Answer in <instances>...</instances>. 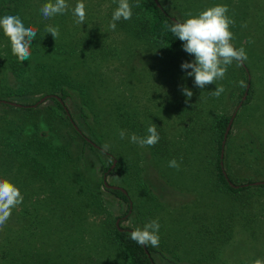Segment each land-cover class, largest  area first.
<instances>
[{"label": "rangeland", "instance_id": "1", "mask_svg": "<svg viewBox=\"0 0 264 264\" xmlns=\"http://www.w3.org/2000/svg\"><path fill=\"white\" fill-rule=\"evenodd\" d=\"M82 2L86 19L81 25L75 22L71 11L77 0H67L68 10L48 19L40 11L43 4L36 0L22 9L23 22L36 24L48 44L41 48L40 58L33 56L31 50L27 66L32 69L37 64L44 66L38 72L33 71L36 77L51 81L61 76L70 81L75 88L69 89L71 97L64 104L86 139L100 149L104 144L109 145L107 155L91 150L76 134L72 133V141H68L64 121L60 120V115L54 116L56 104L50 98L32 107L35 112L31 114L0 104V126L7 121L20 127L37 124L40 132L67 145L73 157L67 172H60L63 184L78 190L88 182L108 203L113 224L126 210L125 204L103 188V173L115 160L124 173L122 176L106 173L105 182L126 189L133 204V214L121 226L134 230L158 220L160 242L156 248L159 253L153 254L156 264H252L256 259L264 260V187L252 186L248 192H242L239 199L216 192L217 144L209 129L204 128L218 114L233 115L249 77L250 101L239 108L233 119L224 147L223 170L235 186L264 185V0H158L160 6L180 22L188 18L189 12L195 16L216 5L228 7L226 15L235 21L229 27L234 37L231 43L237 49H245L247 60L240 64L233 62L222 80L204 88L197 87L194 78L186 75L191 69H181L182 62H191L194 56L183 49L170 56H159V52L146 43L109 29L110 0ZM47 25L59 27L57 38L45 32ZM9 43L0 29V55ZM101 44L105 48L98 57L95 53ZM5 67L0 61V90L3 87L17 89L22 83ZM219 85H223L225 91L217 98L211 91ZM184 87L200 96L198 114L201 118L199 122L196 120L193 139L184 135L187 125L193 123L192 111L185 112L189 97L183 94ZM50 90L54 93L47 96H61L59 89L48 84L47 91ZM82 90L89 102L88 118L79 110ZM40 97L41 94H35L0 101L34 106ZM116 115L141 122L143 131L151 118L163 126L173 143V157L180 168L169 167L170 160L152 156L145 146L131 142L130 136L137 134L120 130ZM122 122L124 120H120ZM121 131L125 133L123 139ZM82 149L85 150L83 157ZM11 167L10 177L5 176V168L0 167V179L9 180L22 195L23 179L19 177L18 167ZM139 181L144 187L137 184ZM47 217L50 222L46 223L42 234L39 233L40 237L36 234L29 241V249L66 253L75 264H124L111 244L97 238L100 228L92 223L91 216L82 217L77 211L75 221L68 225ZM216 223L228 225L232 230L230 240L222 242L221 246L215 245L214 240L222 239L213 237ZM20 224V220H16L12 230L18 236ZM207 225L211 228L210 234ZM3 229H0V243L5 237Z\"/></svg>", "mask_w": 264, "mask_h": 264}, {"label": "trees", "instance_id": "2", "mask_svg": "<svg viewBox=\"0 0 264 264\" xmlns=\"http://www.w3.org/2000/svg\"><path fill=\"white\" fill-rule=\"evenodd\" d=\"M30 1L31 0H0V15L22 16V9L28 7ZM36 1L41 4L49 2V0ZM110 2L112 7L107 16V19L109 18L107 20L108 24L111 21L114 9L118 6L114 0H110ZM129 4L132 6L131 19H121L116 22V29L113 31H121L133 39L146 43L148 47L154 48V50L159 52V56H170V54H176L177 51L183 49L182 42L169 30L170 25L177 20L164 10L159 3L158 6L155 0H129ZM24 24L36 30L35 39L31 42L30 52L32 50V55L35 57H42L39 55L41 48L48 44L41 36L40 30H38L39 28L36 24L31 25L27 22ZM74 46H77L78 50V43L75 42ZM98 47L97 53L94 52L95 50L91 52L99 57L101 56V52L104 51L105 45L101 44ZM4 49V54L0 55L2 65L6 66L4 69L10 70L13 76L19 79L18 81L22 84H20L17 89L3 87V89L0 90V100L4 98L13 99L41 94V97L34 103L37 104L41 98L54 93V91L51 90L47 91L48 84H51L54 88L59 89L61 93V96L57 98H55L54 95H50L52 96L50 99L56 104V111L53 113L54 116L60 115V120L64 121L63 126L67 131L66 139L72 141L71 134H76L82 140L83 144L87 145L91 150L107 155L96 144L93 145V143L89 142L88 139L83 136L65 106L64 102L71 97L69 89L75 88L70 84V81L68 79L65 80L61 76L55 77L51 81L46 78L36 77L34 76V72H38L39 68L42 69L44 67L43 65L39 66L37 64L32 69L30 66H27V60L20 61L18 57L12 54L10 43L9 47ZM89 49L90 48H86L85 50ZM244 69L246 68L244 67ZM244 69L241 70L244 71ZM247 84H250V81L246 80L243 94ZM79 93L80 100L82 101L80 102L79 110L84 118H88L89 115L86 111L89 109V102L87 98L82 95L84 94V90ZM192 93L193 95L188 99L189 107L185 112L190 113V111H192V113H190V119L193 123L190 122L187 125L188 130L184 133V135H190L189 138L191 139H193L192 135L197 131L196 122H199V118H201L199 116L200 114H198V109L200 107L199 93L196 91ZM250 93L251 89L248 90L246 99L242 102L241 107L250 101ZM241 100L242 98L239 99V103ZM6 101L9 102V100ZM0 104L12 108V106L8 104ZM21 106L23 107L17 109L30 114L35 112L31 106ZM61 112L63 113L62 115ZM184 116L188 115L185 114ZM115 117L118 123L116 125L120 130H131V132L136 133L139 137L146 136L148 126L154 123L157 126L160 139L155 146H145L147 151L150 155L159 157L160 159H174L173 156L175 155V151L173 149V143L167 138V134L165 133L167 132L166 129L158 122L154 121L153 118L146 122L143 131L141 122H136L134 119L128 120L127 118H123V115H120V117L116 115ZM230 119V116L218 114L209 122V126L204 125V128H206L207 131L209 129L214 143L217 144L214 189L216 192H224L239 199L242 192H248V190L255 185L248 183L247 185L237 186L236 188L231 187L229 184V182L232 184L231 179L227 176V180L223 174L220 165L221 162L224 164V159L220 158L221 144ZM120 120H124V122L120 123ZM59 129L60 127H58V130ZM144 132H146V134ZM84 153L85 150L82 149L81 157H83ZM72 157L73 155L67 145H62L52 136H49L45 132H40V127H38L37 124L36 126L28 124L26 127H20L7 121L0 126V167L5 168V176L10 177L9 175L12 174L11 166H17L20 172L19 177L23 179L21 188L23 201L20 205L12 209L11 217L3 227V234L5 237H2L0 243V264H75L70 257L66 256V253L62 255L57 253H45L42 251L35 252L29 249L27 245L36 234H42V229L46 223L50 222V218L47 216L51 217V219L53 218L52 220H55L58 224L68 225L70 222L75 221L74 217L77 211L78 215L81 214L82 217L88 215L92 217V223L100 228V234L97 238L100 237V240L102 239V241L111 244L119 253L124 264H156L153 259V254L159 253L157 248L151 245L147 247L140 246L128 237L127 234L132 230L125 227L121 229L117 228L115 223L113 224L110 219V208L108 203L103 200L99 192L95 191V188L92 189V186H90L88 182L83 186L81 185L82 188L78 190L63 184L60 172H67V167L71 164ZM106 173L122 176L124 172L119 164H115L113 168L111 164L103 173V178ZM1 175H3V173ZM78 181L81 184L79 178ZM137 184L144 187V184L140 181L137 182ZM260 187H264V185L260 184ZM103 188L110 196L125 204L126 210L124 216H126L129 212L130 202H132L129 192L124 188L122 189L125 193L119 189H107L104 187V184ZM16 220H20V223H22L18 229L19 236L15 234V231H12L15 227ZM214 227L216 230L212 229L215 230L213 237L219 236L222 239L219 241L214 240L215 245H220L222 242L230 240L232 230L228 225L222 226L220 223H216ZM209 229L211 228L207 225L206 230L210 234ZM167 251L172 252L170 248Z\"/></svg>", "mask_w": 264, "mask_h": 264}, {"label": "clouds", "instance_id": "3", "mask_svg": "<svg viewBox=\"0 0 264 264\" xmlns=\"http://www.w3.org/2000/svg\"><path fill=\"white\" fill-rule=\"evenodd\" d=\"M117 7L114 9L108 27L111 30L116 29V22L129 20L132 17V6L129 0H114ZM138 6V5H137ZM69 8L67 0H49L43 4L40 11L45 19L52 18L59 14H64ZM72 15L77 24L84 23L86 19L85 4L82 0L72 8ZM228 7L226 5H216L209 7L198 15L193 16L189 12L188 18L183 22H173L169 30L176 38L182 42L183 50L194 56L191 62H182L181 69L191 71L186 72L187 76L194 78V84L197 87L204 88L208 84H214L217 80L225 77L228 66L233 62L240 64L247 60V54L243 47L235 48L231 43L233 33L229 30L230 25L235 21L226 14ZM246 26V25H245ZM0 29L9 39L11 52L18 57L20 61L29 60L31 56L30 46L36 36V30L33 27L25 26L23 20L18 15H4L0 17ZM45 32L50 33L55 39L59 36V27L47 25ZM241 85L243 82H240ZM225 91L223 85L215 87L211 95L219 97ZM186 97H191L193 93L186 87L182 89ZM125 133L120 132V138L123 139ZM160 136L157 132V126L152 123L147 128V135L138 137L135 134L130 136L133 143L144 146H155L159 142ZM109 145L104 144L102 151L107 152ZM168 166L171 168H180V164L172 159ZM23 201L19 189L10 183L7 179H0V229L11 217L12 209L20 205ZM160 225L158 220H152L146 223L143 228H135L128 237L138 245L147 247H158L160 238L158 235ZM252 264H264V260L256 259Z\"/></svg>", "mask_w": 264, "mask_h": 264}, {"label": "water", "instance_id": "4", "mask_svg": "<svg viewBox=\"0 0 264 264\" xmlns=\"http://www.w3.org/2000/svg\"><path fill=\"white\" fill-rule=\"evenodd\" d=\"M155 2H156L157 5L159 6L157 0H155ZM248 80H249V77H248ZM248 89H249V85H247L246 90H245V92H244V95H243V97H242V100H241V102L238 104V106L236 107V109H235V111H234L233 115L231 116V119H230V121H229V123H228V126H227V128H226V130H225V132H224V135H223V141H222V144H221V153H220V158H221V159L223 158V155H224V147H225V143H226L227 136H228V133H229V131H230V128H231V125H232L233 119L235 118V116H236V114H237L239 108L241 107L242 102L245 101L246 96H247V93H248ZM48 98H50V96H46V97H44V98H41V99L38 101L37 104H35L34 106H31V107H35L36 105H39V104L43 103V102L46 101ZM59 101H60V100H59ZM0 103L8 104V105H10V106H12V107H16V108L23 107V106H21V105H19V104L12 103V102H7V101H0ZM88 141H89V140H88ZM89 142H90V141H89ZM93 145H94V144H93ZM115 164H116V161L114 160V161H113V166H112V168L115 166ZM220 165H221L222 170H223V163L221 162ZM223 174H224L225 178L227 179V175H226V173L224 172V170H223ZM105 175H106V174H105ZM105 175H104V183H103L105 188H107V189H119V190H121L123 193H125V191H124L122 188L115 187V186H110V185L106 184V182H105V178H106V176H105ZM227 180H228V179H227ZM229 184H230L231 187H235V188H236V186H234V185L231 184L230 182H229ZM260 184H263V183H253L252 185L257 186V185H260ZM118 223H119V220L116 221V225H118Z\"/></svg>", "mask_w": 264, "mask_h": 264}, {"label": "flooded vegetation", "instance_id": "5", "mask_svg": "<svg viewBox=\"0 0 264 264\" xmlns=\"http://www.w3.org/2000/svg\"><path fill=\"white\" fill-rule=\"evenodd\" d=\"M52 96H50V98H51ZM55 98H57L56 96H55ZM108 157H111V156H108ZM114 161V160H113ZM113 163V162H112ZM237 187V186H236ZM131 204H130V207H129V212H128V214L126 215V216H123V217H121V218H117L116 219V221L117 220H119V223H118V225H116V221H115V226L117 227V228H119V229H121V228H124V227H122L121 226V224H122V222L124 221V220H128L129 218H130V216L133 214V204H132V202H130ZM125 215V214H124ZM131 230V229H130Z\"/></svg>", "mask_w": 264, "mask_h": 264}]
</instances>
